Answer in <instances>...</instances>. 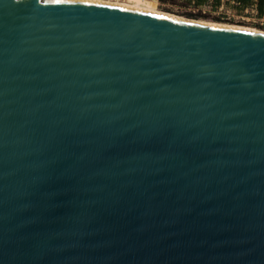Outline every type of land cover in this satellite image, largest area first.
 I'll return each instance as SVG.
<instances>
[{
  "label": "water",
  "instance_id": "1",
  "mask_svg": "<svg viewBox=\"0 0 264 264\" xmlns=\"http://www.w3.org/2000/svg\"><path fill=\"white\" fill-rule=\"evenodd\" d=\"M0 264H264V31L0 0Z\"/></svg>",
  "mask_w": 264,
  "mask_h": 264
},
{
  "label": "rangeland",
  "instance_id": "2",
  "mask_svg": "<svg viewBox=\"0 0 264 264\" xmlns=\"http://www.w3.org/2000/svg\"><path fill=\"white\" fill-rule=\"evenodd\" d=\"M152 1L159 12L215 24L250 26L264 31V14L259 13L256 4L242 6L237 0H222L219 4L209 1L200 5L189 0Z\"/></svg>",
  "mask_w": 264,
  "mask_h": 264
},
{
  "label": "bare ground",
  "instance_id": "3",
  "mask_svg": "<svg viewBox=\"0 0 264 264\" xmlns=\"http://www.w3.org/2000/svg\"><path fill=\"white\" fill-rule=\"evenodd\" d=\"M88 1L104 2V3H110V4L130 7V8L147 10V11H151V12L164 13V12H159V10L156 8L155 2L152 1V0H128V1H121V0H88ZM200 22H206V21L203 20V21H200ZM221 25H227V26L238 27V28H247V29H251V30H259V29H255L254 27L243 26V25H235V24H221ZM259 31H263V30H259Z\"/></svg>",
  "mask_w": 264,
  "mask_h": 264
},
{
  "label": "trees",
  "instance_id": "4",
  "mask_svg": "<svg viewBox=\"0 0 264 264\" xmlns=\"http://www.w3.org/2000/svg\"><path fill=\"white\" fill-rule=\"evenodd\" d=\"M194 2L195 4H204L209 1H213L215 4H219L222 0H189ZM242 6L249 5V4H256L259 13L264 14V0H237Z\"/></svg>",
  "mask_w": 264,
  "mask_h": 264
}]
</instances>
